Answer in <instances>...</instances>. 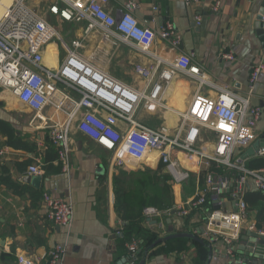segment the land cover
<instances>
[{"label": "built area", "instance_id": "2783aa9c", "mask_svg": "<svg viewBox=\"0 0 264 264\" xmlns=\"http://www.w3.org/2000/svg\"><path fill=\"white\" fill-rule=\"evenodd\" d=\"M56 1L49 7L55 18L84 25L86 36L101 32L113 45L129 46L151 58L152 65H137L133 70L144 80V87L122 83L87 60L80 53L84 36L72 42L71 49L66 48L67 57L59 68H49L44 63L45 50L60 39L59 32L32 10L26 0H11L6 15L0 19V90L11 93L35 114V121L41 122L43 129L49 130L57 164L67 176L72 172L76 130L111 153L113 169L156 171L161 167L171 177L173 188L179 189L196 177L193 196L176 202L169 211L146 208L145 221L164 222L173 218L183 228L186 221L189 226L197 224L191 229L194 235L207 242L213 251L235 260V248L245 245L248 232L264 237V229L249 223V206L244 199L248 192L264 194V170L247 169L237 155L255 143L263 110L252 105L250 96H240L209 82L190 56L178 53L180 38L175 36L171 25L157 32L142 26L133 15L138 8L136 3L128 2L125 11L114 17L106 10L111 0ZM222 2L216 0L214 12L220 10ZM259 19L264 31V13ZM157 37L171 44L174 58L165 60L152 51ZM223 58L234 59L231 55ZM263 71L264 63L253 68L251 85ZM177 77L196 83L198 89L187 109L176 112L175 127L166 124L152 127L141 122L139 115L143 112L155 114L167 110L162 97ZM204 87L215 89L216 97L205 96ZM258 155L263 157L264 149ZM40 174L38 165L29 168L30 176ZM201 175L203 180L199 184L197 177ZM43 201L49 219L66 236L64 245L55 246L48 253L47 264H63L71 238L74 204L49 193L43 195ZM127 249L128 263L138 264L139 242L132 241ZM17 261L38 264L27 255L18 256Z\"/></svg>", "mask_w": 264, "mask_h": 264}, {"label": "crops", "instance_id": "0c3cea01", "mask_svg": "<svg viewBox=\"0 0 264 264\" xmlns=\"http://www.w3.org/2000/svg\"><path fill=\"white\" fill-rule=\"evenodd\" d=\"M222 1L218 12L213 11L216 0H111L106 10L118 17L120 12L125 11L128 2H134L138 8L133 15L142 26L157 32L171 25L175 36L180 38L178 53L190 56L201 67L209 82L228 88L240 96H250L252 105L263 110L262 120L257 127L258 141L264 138V71L254 85H251L250 77L253 68L264 63V34L259 21L264 0ZM55 2L57 1L26 0L32 10L46 19L52 16L49 7ZM82 26L78 32L79 38L84 36L85 46H90L89 52L94 51L90 55L86 52L83 56L120 82L142 89L145 82L134 74V67L150 66L153 60L138 54L129 46L113 45L104 39L101 32H92L86 36L85 26ZM51 44L57 47L59 68V49L55 43ZM170 46L169 42L157 37L152 51L169 60L175 57ZM51 51L46 48L45 61L47 66L56 69L54 58L57 53L53 54ZM98 55L109 57L103 61ZM223 55H231L234 59H224ZM166 88L162 99L167 110L162 109L158 113L168 111V117L163 122L175 127L178 121L174 120L176 112L187 109L198 87L188 79L177 77ZM202 93L210 98L217 95V91L210 87H204ZM0 103V120L9 123L19 137L28 143H35L37 147L35 152L16 150L9 146L8 138L0 131V152L4 153L0 155V264H18L20 255H27L38 264H47L48 253L55 246L65 244V231L55 226L48 217L43 201L45 193L70 200L74 204L71 238L63 264H129L125 259H118V236L123 223L114 208L113 178L119 169L112 168L111 153L75 130L70 176L62 171L47 175L45 156L52 148L49 130L43 129L41 122L32 118L30 120L27 116L31 111L11 93L1 91ZM170 108L175 109L171 114ZM25 118L29 121L24 122ZM249 148L237 152L246 167L251 161L264 158L256 153L253 157L243 159ZM32 165H38L41 170V174L37 175L41 176L39 188L23 182L30 176L29 168ZM53 166L58 167L57 161ZM139 170L143 169L125 171ZM202 180L203 175L197 177L199 184H202ZM12 183L14 187L9 186ZM182 189L176 193L173 188L175 203L187 198ZM250 189H253L252 182ZM255 215L256 212L249 210V223L254 226ZM168 222L169 219L164 222L144 221L142 225L147 230L163 235L186 231V227L183 228L174 219H171V224ZM192 226L188 228L192 229ZM242 244L243 242L240 243ZM158 250L159 248L150 251L140 261L146 259L145 264H195L197 249L192 243L187 245L186 251H173L168 255ZM233 263V258L215 251L208 261V264ZM246 264L255 263L249 260Z\"/></svg>", "mask_w": 264, "mask_h": 264}, {"label": "trees", "instance_id": "16d2710c", "mask_svg": "<svg viewBox=\"0 0 264 264\" xmlns=\"http://www.w3.org/2000/svg\"><path fill=\"white\" fill-rule=\"evenodd\" d=\"M1 92V90H0ZM0 131L8 138L10 147L16 150H25L35 152L36 144L28 143L18 136L17 131L9 124L0 120ZM58 160L55 148L46 152L45 170L47 175L59 173L61 167H54L53 163ZM247 169L252 171L264 169V158H259L247 164ZM222 173V171H219ZM14 187V184H10ZM114 187V208L123 223L121 234L118 236V259H125L129 262V253L127 245L134 240L139 242L138 258H145L150 251L159 248V252L170 254L173 251H186L187 245L192 243L196 246L197 256L195 264H208L211 247L207 242H199L190 238H176L156 245L158 240L170 235H162L153 230H147L143 227L145 221L144 210L146 208H155L159 211H169L175 206V195L171 184V177L164 174L162 168L156 171L145 169L139 171L119 170L113 178ZM186 194L184 197L192 196L196 189V177H192L187 185L183 186ZM245 201L249 210L256 212L255 222L258 229L264 227V194L260 192H248L245 195ZM209 203H211L209 201ZM185 232L193 234L186 221ZM163 246V247H162ZM161 248V250H160Z\"/></svg>", "mask_w": 264, "mask_h": 264}, {"label": "water", "instance_id": "95a60500", "mask_svg": "<svg viewBox=\"0 0 264 264\" xmlns=\"http://www.w3.org/2000/svg\"><path fill=\"white\" fill-rule=\"evenodd\" d=\"M263 13H264V8L261 14ZM262 33L264 34L263 30ZM0 105H2V103H0ZM260 149H264V138L256 141L253 144V146L249 148V150L245 153L243 159L255 156L256 153L260 151ZM23 182L39 188L41 182V176H28L23 180ZM216 204L217 203H215L214 205L215 208L217 209L218 207L216 206ZM225 206L227 207V205ZM172 215H175V211L172 212ZM168 223L171 224V220H169ZM170 232L174 233L173 229H170ZM176 238H190L197 240L201 243L204 242V240L197 235L189 234V233H181V234H171L166 238L160 239L158 240L156 245ZM245 242L246 244L244 246H239L235 248L236 258L233 264H238L240 261L247 263L249 260L254 261L255 264H264V237H260L258 236V234L255 233L251 234L248 232L247 236L245 237ZM212 254H213V250L211 249L209 254V260L211 259ZM145 263H146V259H143L142 261L138 262V264H145Z\"/></svg>", "mask_w": 264, "mask_h": 264}, {"label": "rangeland", "instance_id": "374dc122", "mask_svg": "<svg viewBox=\"0 0 264 264\" xmlns=\"http://www.w3.org/2000/svg\"><path fill=\"white\" fill-rule=\"evenodd\" d=\"M47 21H48V23L51 26H53L59 32L60 39L55 40L53 43H55L58 46V49H59V62H60V65H62L63 61L67 57V49L66 48H69V49L72 48V42L76 41L77 38H79L78 32H79V30L82 29L83 26L82 25H79V24H73V23L72 24H69V23H65L63 21H60L58 18L57 19L56 18H53L52 16L48 17L47 18ZM85 43L86 42H84V44H83L84 45V48L80 50V53L82 55H85L86 52H87V55H90L89 53L92 54L94 51L89 52L90 51L89 50L90 49V46L88 48L87 44L85 46ZM48 49L52 50L51 53H53V54L55 52L57 53V56H55L56 58H54V67L57 69L58 68V59H57L58 52H57V47L55 45L50 44L48 46ZM98 57H99V55H98ZM108 57H109L108 55H100L99 58H101V59H103V61H105V59H108ZM180 78H182V77H180ZM134 83H136V80L134 81ZM135 85H137V83ZM167 112L165 111L164 114L161 113V112L160 113H155V114H148V113H144L143 112V113H141L139 115V120L141 122L142 121L145 122L147 125H150L152 127H159V126H161V125H163L165 123V121L163 122V120L168 117V113ZM27 117L30 118V120H31V118L34 119V120H36L35 119V114L33 112H31ZM27 121H29V120L27 118H25L24 122H27ZM111 160H112V155H111ZM158 168H160V167H158ZM178 189L176 190V193L179 192ZM182 193L183 194H186V191L184 189H182ZM174 194H175V192H174ZM169 220H171V219L169 218ZM138 262H140V259H139Z\"/></svg>", "mask_w": 264, "mask_h": 264}, {"label": "bare ground", "instance_id": "6f19581e", "mask_svg": "<svg viewBox=\"0 0 264 264\" xmlns=\"http://www.w3.org/2000/svg\"><path fill=\"white\" fill-rule=\"evenodd\" d=\"M11 5V0H2L1 2H0V19L3 17V16H5L6 15V10H7V8H9V6ZM44 63L46 64V61H45V55H44ZM46 66H47V64H46ZM49 67V66H48ZM50 68V67H49ZM52 69V68H51ZM81 70L83 71V72H85L86 70L85 69H82L81 68ZM86 73H88V74H90L89 72H86ZM171 110H170V112H169V114H171V111H175V109L174 108H170ZM178 112V111H177ZM179 112H182V111H179ZM174 120L175 121H177V117L175 116V118H174ZM179 187H176L175 189L177 190ZM178 191H179V189H178Z\"/></svg>", "mask_w": 264, "mask_h": 264}]
</instances>
